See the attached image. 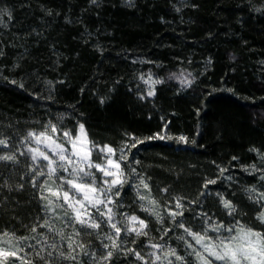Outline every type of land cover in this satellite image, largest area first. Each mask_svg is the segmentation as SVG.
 Wrapping results in <instances>:
<instances>
[{"label": "trees", "instance_id": "trees-1", "mask_svg": "<svg viewBox=\"0 0 264 264\" xmlns=\"http://www.w3.org/2000/svg\"><path fill=\"white\" fill-rule=\"evenodd\" d=\"M262 4L264 0H133V6L127 0H97V5L90 0H0V8L12 17L5 16L0 25V131L15 133L18 151L20 137L46 121L66 130L84 123L90 139L114 147L123 146L124 134L131 133L146 141L131 152L145 179L151 177L163 227L169 219L164 206L175 197L184 198V217L193 226L200 223L193 216L202 211L225 222L232 219L216 202L219 191L238 204L241 223L259 229L255 205L244 190L262 183L259 173L248 174L250 166H264L249 151L264 153V11H256ZM181 72L193 81L191 86L169 79ZM142 75L164 81L155 85V96L145 95L148 85ZM164 123L173 139L147 141ZM179 136L189 142H178ZM217 165L228 171L220 173ZM0 174L7 176L2 169ZM16 178L13 173V182ZM208 179L217 182L208 186L207 198L201 197ZM124 192L121 211L147 217L153 229L149 238L128 247L143 241L147 252V244L164 243L159 239L162 225L133 204L134 190L125 185ZM8 196L11 206L2 224L31 223V188L0 192V197ZM20 232L28 235L23 227ZM178 234L165 239L179 250Z\"/></svg>", "mask_w": 264, "mask_h": 264}, {"label": "snow or ice", "instance_id": "snow-or-ice-1", "mask_svg": "<svg viewBox=\"0 0 264 264\" xmlns=\"http://www.w3.org/2000/svg\"><path fill=\"white\" fill-rule=\"evenodd\" d=\"M90 3L97 5V0ZM127 4L133 6V0H127ZM256 11H264V4ZM5 16L8 20L12 18L10 11L0 8V25ZM172 78L179 79L182 86L193 83L183 72L179 77L173 73L169 79ZM140 79L148 85L147 97L155 96V85L164 83L151 75L147 79L142 75ZM9 83L16 85L15 80ZM145 95L140 99L144 100ZM104 103L100 99V104ZM168 131V124L164 123L147 141L172 140ZM124 135L126 140L121 147L100 145L90 139L84 123H78L75 130H66L46 121L39 129H30L20 137L18 144L24 148L18 151L15 133L0 131V169L7 172V176L0 174V192L5 189L9 193L19 192L29 186L32 190L29 202L35 213L30 217L31 223H17L9 228L2 221L12 198L0 197V264H120L121 260L127 264H264V166L258 168L253 164L251 171L244 169L249 175L259 173L262 182L259 188L253 185L244 190L247 199L255 205L259 229L241 223L238 204L219 191L216 202L223 209L222 214L232 219L225 222L217 219L215 213L202 211L193 216L200 221L198 226H193L184 217V198L175 197L164 206L169 219L168 226L163 227L165 217L158 211L161 202L152 194L148 182L151 177L145 179V174L136 167L140 161L131 152V149L139 151V145L146 141L131 133ZM175 139L189 142L186 136ZM249 151L264 162V153L259 149ZM217 167L220 173L228 171ZM13 173L17 177L15 182ZM216 182V179L206 180L199 195L207 198L211 194L208 186ZM125 185L135 191L133 204L162 225L163 235L159 239L164 243L147 244L151 251H143V241L138 247H128V244L136 245L139 238H149L153 229L149 228L152 221L147 217L121 211L125 204L120 197L127 195ZM159 191L167 193L168 189ZM5 200L9 203L4 204ZM199 206L203 207V201ZM12 218L17 217L13 214ZM21 227L28 235L23 232L17 235ZM174 231L179 233L176 238L182 243L179 250L165 239Z\"/></svg>", "mask_w": 264, "mask_h": 264}, {"label": "rangeland", "instance_id": "rangeland-1", "mask_svg": "<svg viewBox=\"0 0 264 264\" xmlns=\"http://www.w3.org/2000/svg\"><path fill=\"white\" fill-rule=\"evenodd\" d=\"M23 148H24V146H22V150H23ZM150 251H151V249H150Z\"/></svg>", "mask_w": 264, "mask_h": 264}]
</instances>
